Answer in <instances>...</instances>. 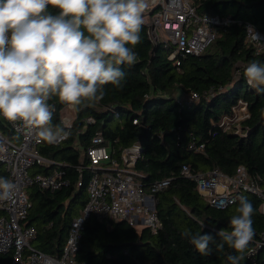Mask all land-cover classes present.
<instances>
[{
	"label": "trees",
	"instance_id": "16d2710c",
	"mask_svg": "<svg viewBox=\"0 0 264 264\" xmlns=\"http://www.w3.org/2000/svg\"><path fill=\"white\" fill-rule=\"evenodd\" d=\"M200 14L232 16L240 22L221 29V35L199 54H179L177 64L169 58L172 47L155 46L148 36L147 24L141 30V42L134 46L138 62L121 65L127 74L121 88L106 85L103 100L76 112L72 135L58 145L44 143L40 154L52 163L36 162L31 174L61 172L68 184L45 189L38 184L26 187L31 200L25 222L37 230L33 245L50 255L59 256L66 245L71 221L88 200L92 175L87 149L102 132L119 157L120 150L141 146L134 169L147 192L155 184H169L155 192L156 211L162 221L157 233L138 229L126 221L101 220L91 215L85 222L77 259L86 264H229L227 256L236 254L225 245L218 251L212 244L211 255L203 256L182 235L231 230L230 217L239 201L216 208L198 192L197 182L182 173L187 165L193 173L219 168L235 175L244 165L253 176L264 178V93L251 88L243 75L252 61L264 62V51L256 54L246 42V23L264 32V0H194ZM55 11V10H51ZM196 93L198 99L189 100ZM245 101L249 116L241 120L247 136L236 134V127L224 130L220 125L233 107ZM53 125L62 124L61 110L66 107L53 98ZM93 117L94 121H88ZM137 119L135 123L134 120ZM0 131L15 138L9 123L0 118ZM203 145V147H201ZM0 177L8 178L2 162ZM264 184V180L262 181ZM254 207L255 235L241 264H253L248 252L257 246L264 233L261 199L244 195ZM216 242L220 237L216 236ZM11 254L0 253V264H12ZM256 264H264V246Z\"/></svg>",
	"mask_w": 264,
	"mask_h": 264
},
{
	"label": "clouds",
	"instance_id": "9594fccd",
	"mask_svg": "<svg viewBox=\"0 0 264 264\" xmlns=\"http://www.w3.org/2000/svg\"><path fill=\"white\" fill-rule=\"evenodd\" d=\"M148 6V0H0V118L19 122L38 143L68 139L71 127L53 125L56 109L49 101L79 112L103 100L106 85L121 88L127 74L120 66L138 62L134 46L141 42ZM248 32L259 40L254 29ZM243 75L264 93V62L248 63ZM16 189L0 177V201L11 200ZM237 199L230 231L214 236L184 230L198 253L211 255L210 245L218 251L227 245L236 253L227 256L229 264L245 259L255 235L254 207L244 196Z\"/></svg>",
	"mask_w": 264,
	"mask_h": 264
},
{
	"label": "built area",
	"instance_id": "2783aa9c",
	"mask_svg": "<svg viewBox=\"0 0 264 264\" xmlns=\"http://www.w3.org/2000/svg\"><path fill=\"white\" fill-rule=\"evenodd\" d=\"M148 3L150 11L144 12L143 18L147 24L149 39L154 47L159 43L172 47L169 58L177 66L181 62L179 54L201 53L221 35L222 28L240 22L232 16L200 14L194 0H148ZM245 27L246 42L254 47L256 54L262 53L264 32L251 22H247ZM249 28L254 29L259 40L253 38L252 33L248 32ZM189 97L191 101L198 99L196 93ZM236 106L239 111L234 109ZM236 115H243L241 120L249 116L247 102L239 101L231 114L223 116L220 125L224 130H230L235 125V132L241 135V126L237 129L235 124ZM61 119L64 126L72 127L75 117L64 114ZM88 121H94V118L89 117ZM7 122L15 133V138L11 139L0 131V162L8 172V179L17 185V189L11 200L0 201V253L11 254L12 264H86L77 259V252L84 224L91 215L108 223L126 221L138 229L149 228L153 233H157L162 227L154 193L165 188L169 180L155 184L152 192H147L139 180L141 173L134 169L141 156V146L134 144L124 147L120 150L119 157L114 156L115 149H110L100 131L87 149L89 168L92 171L88 183V200L71 221L62 254L50 255L33 245L37 230L25 222L31 207L26 187L38 184L42 188L56 190L68 183L61 172L31 174L30 169L36 162L52 163L40 154V147L45 142L38 143L34 133H30L19 122ZM182 173L197 182L198 192L212 206L225 208L233 204L231 201L237 202L239 196L249 192L260 197L259 210L264 215V178L251 175L244 165L238 167L235 175H228L219 168L193 173L187 165H184ZM263 246L264 233L257 246L247 254L253 264H256L257 252Z\"/></svg>",
	"mask_w": 264,
	"mask_h": 264
},
{
	"label": "rangeland",
	"instance_id": "374dc122",
	"mask_svg": "<svg viewBox=\"0 0 264 264\" xmlns=\"http://www.w3.org/2000/svg\"><path fill=\"white\" fill-rule=\"evenodd\" d=\"M150 10H149V8H147L146 9V11L145 12H149ZM241 105V104H240ZM67 107V106H66ZM234 109H236L237 111H239V107L238 106H236ZM75 113L76 112H73V111H71L69 108H64L62 111H61V117H62V115H64V114H67V115H70V116H72V117H75ZM244 116L243 115H236L234 118H235V120H237V121H235L236 123V125H237V129L238 128H240V126H241V128H240V130H239V133L242 135V136H246V135H248V130L246 131V129L244 128L243 129V126H242V124H240V122H239V120H241V118H243Z\"/></svg>",
	"mask_w": 264,
	"mask_h": 264
},
{
	"label": "water",
	"instance_id": "95a60500",
	"mask_svg": "<svg viewBox=\"0 0 264 264\" xmlns=\"http://www.w3.org/2000/svg\"><path fill=\"white\" fill-rule=\"evenodd\" d=\"M156 49H157V48H155V47H154V48H153V52H155V51H156ZM236 134H237V133H236Z\"/></svg>",
	"mask_w": 264,
	"mask_h": 264
},
{
	"label": "crops",
	"instance_id": "0c3cea01",
	"mask_svg": "<svg viewBox=\"0 0 264 264\" xmlns=\"http://www.w3.org/2000/svg\"><path fill=\"white\" fill-rule=\"evenodd\" d=\"M75 116H76V113H75Z\"/></svg>",
	"mask_w": 264,
	"mask_h": 264
}]
</instances>
